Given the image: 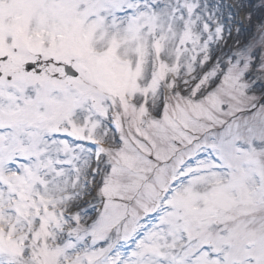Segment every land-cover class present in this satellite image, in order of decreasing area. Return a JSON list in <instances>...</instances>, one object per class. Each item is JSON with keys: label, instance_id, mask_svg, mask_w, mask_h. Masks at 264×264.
<instances>
[{"label": "snow or ice", "instance_id": "6c2138e0", "mask_svg": "<svg viewBox=\"0 0 264 264\" xmlns=\"http://www.w3.org/2000/svg\"><path fill=\"white\" fill-rule=\"evenodd\" d=\"M0 264H264V0H0Z\"/></svg>", "mask_w": 264, "mask_h": 264}, {"label": "rangeland", "instance_id": "374dc122", "mask_svg": "<svg viewBox=\"0 0 264 264\" xmlns=\"http://www.w3.org/2000/svg\"><path fill=\"white\" fill-rule=\"evenodd\" d=\"M231 1V0H230Z\"/></svg>", "mask_w": 264, "mask_h": 264}]
</instances>
